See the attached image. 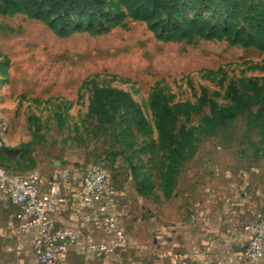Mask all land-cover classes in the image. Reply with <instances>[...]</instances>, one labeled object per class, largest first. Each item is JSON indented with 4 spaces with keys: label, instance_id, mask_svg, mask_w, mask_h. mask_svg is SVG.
Here are the masks:
<instances>
[{
    "label": "rangeland",
    "instance_id": "374dc122",
    "mask_svg": "<svg viewBox=\"0 0 264 264\" xmlns=\"http://www.w3.org/2000/svg\"><path fill=\"white\" fill-rule=\"evenodd\" d=\"M109 1V8H120L118 0ZM132 1L125 0L121 7L131 9ZM233 2L238 5L237 12L257 5L251 14H261L264 21V0H231L227 5L230 11ZM204 6L210 10L201 7L185 12L177 6L176 13L161 14V18L182 23L201 14L214 21L225 9L209 0ZM72 19L74 26L84 22L77 14ZM240 19L237 13L234 20L238 27L248 30L253 25ZM230 82L242 95L252 92L246 87L252 83L264 92V53L225 39L193 36L163 41L145 21L128 17L105 33L75 29L62 35L21 11L0 12V117L9 126L5 136L20 140L16 148L23 156L22 162L4 161L1 166L21 170L46 162L50 175L71 163H98L112 183L134 166L158 182L167 161L161 151L150 146L151 140L156 141L149 106L152 93L161 92L171 104H188L178 116L177 129H195L198 142L206 138L198 130L203 117L210 114L209 101L219 105L231 102ZM94 86L128 91L147 120V134L136 133L127 123L120 128L113 124L97 127L88 114ZM217 135L225 142L240 143L242 147H234V151L240 157L255 159L254 166L260 163L264 170L263 148L259 137L246 131L244 115Z\"/></svg>",
    "mask_w": 264,
    "mask_h": 264
},
{
    "label": "crops",
    "instance_id": "0c3cea01",
    "mask_svg": "<svg viewBox=\"0 0 264 264\" xmlns=\"http://www.w3.org/2000/svg\"><path fill=\"white\" fill-rule=\"evenodd\" d=\"M20 143L4 137L5 146ZM234 147L242 145L225 142L219 135L196 142L169 197L164 196L160 180L153 182L147 194H138L130 169L115 183L108 178L106 202L125 239L107 259L87 249L106 236L102 228L83 219L94 207L80 202V180L65 183V203L52 219L55 227L70 229L80 237L64 255L63 264H251L238 254L248 238L244 226L256 211L264 212V170L260 163L254 166L255 159L240 157ZM47 167L42 162L15 171L37 172L45 185L59 170L47 175ZM15 210L0 206V264H39L27 237L10 217ZM258 264H264V256Z\"/></svg>",
    "mask_w": 264,
    "mask_h": 264
},
{
    "label": "trees",
    "instance_id": "16d2710c",
    "mask_svg": "<svg viewBox=\"0 0 264 264\" xmlns=\"http://www.w3.org/2000/svg\"><path fill=\"white\" fill-rule=\"evenodd\" d=\"M209 1L213 4H223L225 7L214 21L201 14L186 18L182 23H171L161 18V14L176 13L177 6L185 12H194L201 7L209 11L210 8L204 6L205 0H133L131 9L121 7L125 0H118L116 4L120 3V8L116 9L109 8L111 5L109 0H0V12L21 11L27 16L45 22L62 35H67L75 29L96 34L105 33L128 17L145 21L156 37L163 41H180L193 36L204 39H225L231 44L254 46L264 53L263 16L251 14L256 11L257 5L246 8L244 12H237L236 2L232 4V11L227 7L231 0ZM228 13L230 17L225 16ZM237 13L241 22L253 23L250 29L238 27L234 20ZM75 14L79 19H84V22H80L77 26H74L75 22L72 19V15ZM246 87L252 92L242 95L238 92L236 84L230 82L227 90L231 102L227 105H219L210 100V114L203 117V124L198 131L205 137L216 136L220 129L237 116L244 115L245 129L253 131L259 137L264 158V92L255 83ZM149 106L153 112L156 131V141L151 140L150 146L151 150L157 148L161 151V156L167 161L160 178V185L164 196L169 197L176 185L178 172L183 165L182 161L190 159L195 152L197 141L194 131L196 130L177 129L178 116L187 110V103L171 104L161 92L156 90L150 97ZM88 114L94 118L99 128H106L111 124L120 128L121 124L127 123L136 133L147 134V120L140 105L128 91L121 88L94 86ZM117 115L119 120L116 121ZM255 148L257 153L258 146ZM22 157L19 148L0 146V166L4 161L20 162L19 159ZM130 171L138 194H147L153 188L151 178L134 166L130 167Z\"/></svg>",
    "mask_w": 264,
    "mask_h": 264
},
{
    "label": "built area",
    "instance_id": "2783aa9c",
    "mask_svg": "<svg viewBox=\"0 0 264 264\" xmlns=\"http://www.w3.org/2000/svg\"><path fill=\"white\" fill-rule=\"evenodd\" d=\"M7 122L0 117V146L8 133ZM80 180V202L94 211L85 213L83 219L102 228L106 238L90 243L87 249L96 256L109 258L112 250L125 239L124 230L108 209V175L101 164L86 163L74 167H62L45 185L37 172L22 173L0 166V206H13L10 217L16 220L19 233L27 237L39 264H63L62 260L70 246L79 239V234L70 229L57 228L52 216L65 203L63 185ZM247 242L239 257L251 264H258L264 256V214L256 211L244 226Z\"/></svg>",
    "mask_w": 264,
    "mask_h": 264
}]
</instances>
